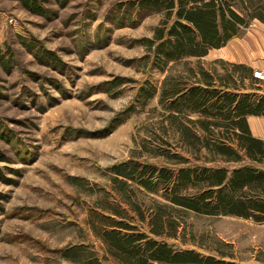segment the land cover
Here are the masks:
<instances>
[{
  "label": "rangeland",
  "instance_id": "1",
  "mask_svg": "<svg viewBox=\"0 0 264 264\" xmlns=\"http://www.w3.org/2000/svg\"><path fill=\"white\" fill-rule=\"evenodd\" d=\"M129 1L41 0L44 16L20 2L1 4L0 264H128L104 242L105 217L175 251L264 264V222L177 206L162 187L148 190L111 168L172 165L176 153L197 165H230L203 146L205 116L180 101L164 107L160 93L168 79L194 85L206 71L216 85L222 79L231 91L264 95V79L235 60L264 48V21L250 20L205 56L150 68L142 40L153 37L164 12L131 9ZM251 63L262 67L264 56ZM148 90L154 94L144 98ZM186 126L199 139L185 135ZM154 219L159 236L148 232Z\"/></svg>",
  "mask_w": 264,
  "mask_h": 264
},
{
  "label": "trees",
  "instance_id": "2",
  "mask_svg": "<svg viewBox=\"0 0 264 264\" xmlns=\"http://www.w3.org/2000/svg\"><path fill=\"white\" fill-rule=\"evenodd\" d=\"M17 1L32 14H46L41 0ZM127 3L131 9L147 13L164 12L153 37L142 40L146 47L143 60L150 68H162L183 57L205 56L209 50L220 48L237 36L250 20L264 21V5L250 6L245 0H130ZM199 75L200 80L194 85L176 79L165 81L160 102L168 109H177L180 101L185 107L201 112L205 116L201 121L205 133L203 146L231 164L197 165L189 157L176 153L177 161L172 165L130 161L111 168L148 190L158 192L162 187L165 198L177 206L198 213L235 215L264 222V141L251 134L246 118L264 115V95L236 92V86L231 91L222 79L216 85L209 72ZM153 94V90L145 91L144 98ZM183 132L199 139L187 126ZM0 179H3L1 171ZM189 188L195 190L188 192ZM105 219L111 228L103 229L104 242L113 255L128 264H151L153 260L234 264L190 249L175 251L165 241L150 238L130 222ZM154 224L155 219L148 232L156 236L163 234Z\"/></svg>",
  "mask_w": 264,
  "mask_h": 264
},
{
  "label": "crops",
  "instance_id": "3",
  "mask_svg": "<svg viewBox=\"0 0 264 264\" xmlns=\"http://www.w3.org/2000/svg\"><path fill=\"white\" fill-rule=\"evenodd\" d=\"M9 3V7H16L17 6V3L18 1L17 0H0V15H5L6 13L4 12V10H2V3ZM7 16V21L9 18H12V16ZM221 48V47H220ZM252 55H251V53ZM249 53L247 51H245L244 53L241 52V54H239L240 56L237 57L235 60L237 61H241V62H244V63H247L248 65H250L254 70H262V72H264V65L261 67L259 66H255L253 63H251V61L253 59H255L258 56H264V48L263 47H260V51H256V52H253V51H250ZM247 118V122H248V125H249V128H250V131H251V134L254 136V137H257L259 139H261L262 141H264V115H247L246 116ZM264 225V223H263Z\"/></svg>",
  "mask_w": 264,
  "mask_h": 264
},
{
  "label": "built area",
  "instance_id": "4",
  "mask_svg": "<svg viewBox=\"0 0 264 264\" xmlns=\"http://www.w3.org/2000/svg\"><path fill=\"white\" fill-rule=\"evenodd\" d=\"M8 22L12 24L14 22V19L9 18ZM254 76L256 78L264 79V74H262V71H259V70H254Z\"/></svg>",
  "mask_w": 264,
  "mask_h": 264
}]
</instances>
